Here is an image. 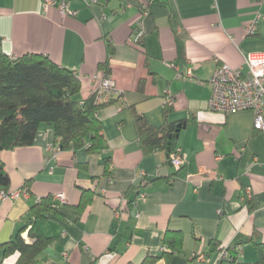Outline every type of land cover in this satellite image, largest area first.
Instances as JSON below:
<instances>
[{"label": "crops", "instance_id": "obj_1", "mask_svg": "<svg viewBox=\"0 0 264 264\" xmlns=\"http://www.w3.org/2000/svg\"><path fill=\"white\" fill-rule=\"evenodd\" d=\"M65 1L75 15L58 5L45 9L44 0H0V52L49 57L80 77L81 99L99 88L95 75L111 76L119 94L99 114L106 148L53 157L55 131L42 124L32 145L1 151L8 192L20 196L0 198V244L27 224L34 205L50 198L40 226L52 242L35 264H141L169 249L168 230L182 231L183 242L157 264H214L219 246L239 240L246 242L241 261L254 262V241L264 242V130L255 127L253 111H212L208 101L219 66L246 71V56L264 52V17L255 34L247 28L257 13L264 15V3ZM139 19L143 47L129 42ZM135 112L156 127L186 124L176 149L184 165L174 166L165 151H143ZM23 237L34 241L28 229ZM195 253L205 260L192 258ZM18 256L0 252V262L15 264Z\"/></svg>", "mask_w": 264, "mask_h": 264}, {"label": "trees", "instance_id": "obj_2", "mask_svg": "<svg viewBox=\"0 0 264 264\" xmlns=\"http://www.w3.org/2000/svg\"><path fill=\"white\" fill-rule=\"evenodd\" d=\"M109 51L113 53L111 47ZM108 62L102 65L106 71ZM81 88L82 81L78 75L49 57L28 53L13 58L0 52V152L32 145L42 124L54 129L55 145L60 150L76 151L87 147L90 151H98L106 148L99 114L112 100L97 103L94 94L81 99ZM170 111L172 107L166 109V114ZM135 124L145 153L165 151L170 156L176 151V123L166 122L156 127L146 116L135 112ZM10 183V176L0 159V193L7 192ZM51 209L50 198H43L34 205L30 209L31 218L27 224L10 240L0 244L2 257L18 253L15 264H35L38 256L52 242V238L46 236L40 226ZM27 229L29 237L34 239L31 243L23 237ZM182 242V231L168 230L164 243L169 249L159 255L146 257L141 264H157L163 258L168 259ZM244 243L242 240L237 241V244ZM254 246L257 252L254 262H242L240 259L229 264H264V242L254 241ZM221 248L219 246L218 251Z\"/></svg>", "mask_w": 264, "mask_h": 264}, {"label": "built area", "instance_id": "obj_3", "mask_svg": "<svg viewBox=\"0 0 264 264\" xmlns=\"http://www.w3.org/2000/svg\"><path fill=\"white\" fill-rule=\"evenodd\" d=\"M262 4L264 0H255ZM98 0H88V4L96 3ZM52 5L58 7L69 14L75 15V11H70L68 3L65 0H44V8L47 9ZM264 15L257 13L255 19L248 25V33L255 34L258 29V23ZM146 30L143 19H139L132 31L129 42L133 45L143 47V38ZM247 70L243 67H232L228 64L219 66L212 74L209 83L212 87V95L208 101L209 109L222 113H232L244 110H251L255 113V127L264 130V52H251L245 58ZM188 76L192 77L193 72L189 70ZM99 81V88L93 92L97 103H107L111 101L113 95H118L119 91L116 87L114 79L106 73L94 76ZM173 101V97L170 98ZM53 157L57 155L60 148L52 144L49 146ZM171 163L177 168L185 164L186 158L179 151H175L170 155ZM28 196V192H24ZM248 197H251V190L247 191ZM20 196V191L0 193L1 200L16 199ZM144 197V194L140 195ZM57 199L65 202L63 193L56 194ZM138 204L137 201H135ZM243 253V245L237 243H228L223 245L218 251L214 264H229L233 260L239 261ZM234 254V257L232 256ZM192 258L199 261L205 260V255L195 253ZM1 264V262H0Z\"/></svg>", "mask_w": 264, "mask_h": 264}, {"label": "water", "instance_id": "obj_4", "mask_svg": "<svg viewBox=\"0 0 264 264\" xmlns=\"http://www.w3.org/2000/svg\"><path fill=\"white\" fill-rule=\"evenodd\" d=\"M186 126V124L183 122V123H178L177 124V130H176V137L178 138V136H179V132L181 131V129L183 128V127H185ZM170 148V147H169Z\"/></svg>", "mask_w": 264, "mask_h": 264}]
</instances>
